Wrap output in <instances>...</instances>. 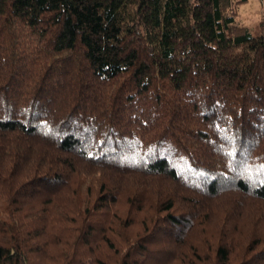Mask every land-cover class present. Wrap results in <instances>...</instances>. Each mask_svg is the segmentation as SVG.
Wrapping results in <instances>:
<instances>
[{
  "label": "trees",
  "instance_id": "16d2710c",
  "mask_svg": "<svg viewBox=\"0 0 264 264\" xmlns=\"http://www.w3.org/2000/svg\"><path fill=\"white\" fill-rule=\"evenodd\" d=\"M245 2L0 0V264H264Z\"/></svg>",
  "mask_w": 264,
  "mask_h": 264
},
{
  "label": "rangeland",
  "instance_id": "374dc122",
  "mask_svg": "<svg viewBox=\"0 0 264 264\" xmlns=\"http://www.w3.org/2000/svg\"><path fill=\"white\" fill-rule=\"evenodd\" d=\"M264 20V0H246L238 8V21L246 28H252Z\"/></svg>",
  "mask_w": 264,
  "mask_h": 264
}]
</instances>
